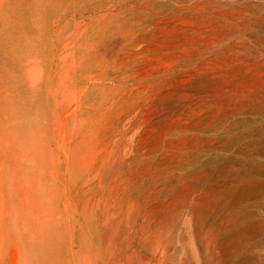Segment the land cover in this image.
Returning a JSON list of instances; mask_svg holds the SVG:
<instances>
[{
	"label": "rangeland",
	"instance_id": "374dc122",
	"mask_svg": "<svg viewBox=\"0 0 264 264\" xmlns=\"http://www.w3.org/2000/svg\"><path fill=\"white\" fill-rule=\"evenodd\" d=\"M0 109L32 264H264V0H0Z\"/></svg>",
	"mask_w": 264,
	"mask_h": 264
},
{
	"label": "clouds",
	"instance_id": "9594fccd",
	"mask_svg": "<svg viewBox=\"0 0 264 264\" xmlns=\"http://www.w3.org/2000/svg\"><path fill=\"white\" fill-rule=\"evenodd\" d=\"M16 121L11 114L5 113L0 109V221L5 218L10 219L15 226L20 239L25 244V259L22 264H32L27 256L28 248L37 243V232L41 229L37 227L35 231L30 230L29 226L44 225L46 220L42 217L46 216L43 210H39V214L31 212L24 208L23 201L17 197L16 203L9 206L8 188L10 184V161L3 151V145L7 142H12L15 147L14 160L17 162L16 168V183L19 187H24L25 171L23 165L25 164L26 153L22 144L18 141V130L15 127Z\"/></svg>",
	"mask_w": 264,
	"mask_h": 264
},
{
	"label": "bare ground",
	"instance_id": "6f19581e",
	"mask_svg": "<svg viewBox=\"0 0 264 264\" xmlns=\"http://www.w3.org/2000/svg\"><path fill=\"white\" fill-rule=\"evenodd\" d=\"M119 219V218H118Z\"/></svg>",
	"mask_w": 264,
	"mask_h": 264
}]
</instances>
